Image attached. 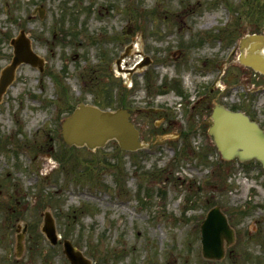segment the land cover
Here are the masks:
<instances>
[{
  "label": "rangeland",
  "instance_id": "rangeland-1",
  "mask_svg": "<svg viewBox=\"0 0 264 264\" xmlns=\"http://www.w3.org/2000/svg\"><path fill=\"white\" fill-rule=\"evenodd\" d=\"M23 28L44 69L22 62L0 102V264H72L65 238L91 264H264V167L223 159L185 122L202 93L264 122V73L239 60L241 37L264 33V0H0V70ZM131 45L124 68L152 61L119 73ZM120 85L145 147L68 145L71 106L108 105L104 94L112 86L117 98ZM206 116L197 110L190 123L204 129ZM216 204L234 230L218 260L203 256L200 233ZM45 212L55 245L41 230Z\"/></svg>",
  "mask_w": 264,
  "mask_h": 264
},
{
  "label": "water",
  "instance_id": "water-1",
  "mask_svg": "<svg viewBox=\"0 0 264 264\" xmlns=\"http://www.w3.org/2000/svg\"><path fill=\"white\" fill-rule=\"evenodd\" d=\"M16 56L13 63L4 70L0 83V98L6 85L12 80L13 71L21 60L35 62L36 56L30 48L28 39L22 34L14 40ZM264 35L251 34L241 39L242 62L264 72V53L261 52ZM247 48V52L244 49ZM129 112L120 108L116 112L105 111L96 106L81 104L75 112L63 122V134L67 142L87 143L90 147L103 145L110 137L118 138L123 148L135 149L141 146L138 130L129 121ZM210 133L214 135L224 158L238 156L240 159L257 157L264 165V129L251 121L241 112L228 110L218 104L213 114ZM43 230L53 242L57 234L53 219L46 214ZM203 254L209 258H221L224 255V242L233 241V231L228 225L225 214L219 206L213 207L202 224ZM20 240V239H19ZM65 252L75 264H90L82 253L69 240H65Z\"/></svg>",
  "mask_w": 264,
  "mask_h": 264
},
{
  "label": "flooded vegetation",
  "instance_id": "flooded-vegetation-1",
  "mask_svg": "<svg viewBox=\"0 0 264 264\" xmlns=\"http://www.w3.org/2000/svg\"><path fill=\"white\" fill-rule=\"evenodd\" d=\"M214 104L211 101H207V99H205L203 102H200L199 100H196L194 103L191 104V108L194 110L197 107H200V111L203 112H207V113H211L212 109H213ZM209 114H207L208 117ZM200 125H203L206 129V125L204 124V120L200 123Z\"/></svg>",
  "mask_w": 264,
  "mask_h": 264
}]
</instances>
